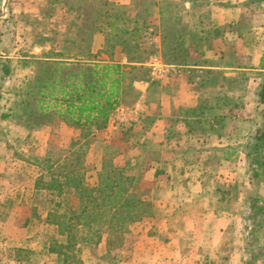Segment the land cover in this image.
Returning a JSON list of instances; mask_svg holds the SVG:
<instances>
[{
    "label": "crops",
    "instance_id": "0c3cea01",
    "mask_svg": "<svg viewBox=\"0 0 264 264\" xmlns=\"http://www.w3.org/2000/svg\"><path fill=\"white\" fill-rule=\"evenodd\" d=\"M33 1L35 0H23L22 4L24 7L32 8ZM84 1L89 4L96 0ZM114 1L103 0V5L107 6L106 10H109ZM182 2L183 13L177 17H182L180 22L186 25L183 42L179 48L176 45L171 46L169 52L182 49L185 52L182 65L183 77H174L171 83L166 85L162 84L163 80L155 82V87L159 91L165 87V91L170 92L168 101L171 99L169 103L170 108L173 109L167 116L160 113L155 119V126L162 127L163 129L160 130L164 133L168 129L172 134L168 139L166 137L161 139L158 145L163 150L155 155L153 189L156 200L153 217L129 226L124 233L107 234L101 241V245L105 244L103 249L105 256L95 257L93 261L91 260V264H232L233 262V253L225 258L219 257L217 253L229 236V228L238 214L233 207L234 202L228 200V196H225L228 212L224 213L218 198L219 192L227 191L230 185L243 183L245 187L249 186L248 189L251 186L250 178L244 169L246 157L243 152L245 144L262 128L264 121V104H260L257 97L264 85V24L253 27L243 24L244 13L239 11H241L240 7L249 3L248 0H183ZM257 2L264 5V0ZM52 3L57 4L58 1L52 0ZM81 3L83 1L75 0L72 6L76 9ZM116 3L119 6H126L129 5L130 0H116ZM162 3L163 0H155V23L149 24L155 25V46L161 52L164 48L160 28L164 15V11L161 10ZM4 4H6V14L4 16L0 14V20L9 17L10 21L12 4L0 0V10L3 9ZM203 8L210 10H206L208 11L206 14ZM176 10L179 12V9ZM28 11L32 12V10ZM187 12L194 14L189 15ZM24 13L26 15V12ZM71 17L78 26L80 21L90 22L94 16L79 17L77 14ZM109 20L116 21L111 17ZM136 20L137 18H134L132 22ZM100 28V31L92 30L85 35L89 39L82 55L79 54L81 48L79 45L84 41L79 39L78 30H72L69 40H64V35L69 36V29L65 27L59 30L57 35L55 34L57 37L55 45L49 44L52 41L48 35H39L23 58L24 100L31 101L33 93L39 88V92L46 95L44 97L48 104L54 100L48 97V92L51 90L56 94L58 90L51 89L53 86L48 84L51 81L64 80L62 73L68 75L77 72L79 66L83 64L88 66L108 63L119 64L123 70L121 102L117 108L122 107L128 67L138 68L142 64L131 60L117 47L112 50L115 56L106 52L108 49L105 48V42L109 32L105 31L104 27ZM144 33V30L141 31V36H144ZM13 36V30H7L4 34L3 28L0 29V117L3 114H10L8 109L1 108V103L4 100L5 86L15 73L13 60H16L14 54L17 49ZM58 38L62 44L60 47H58ZM68 42L71 44V55L68 54L70 49L65 48V43ZM159 54L156 55L161 57ZM3 64L8 71L4 76L1 68ZM136 84L137 82H134L133 85L139 93V98L145 96L148 89L141 92L136 88L138 86ZM223 100L227 102L225 105H222ZM207 101V105L212 109L205 112L201 118L202 124H196L195 118L189 117L193 115L183 116L188 121V125L175 122V119L181 118L178 108L194 109ZM148 106L147 102L146 109ZM54 110L50 108L48 113ZM163 117H166L167 126L159 125L163 123ZM214 119L224 120V129H220ZM200 125H204L206 133H200ZM210 128L213 131H209ZM23 131L29 133L25 128ZM41 133L49 137L45 128ZM8 144L9 141L0 135V213H6L4 217H0V228L5 230L24 227L23 237L29 238V241L34 229L46 231L44 226L46 216H41L39 221L31 218L33 206L30 200L33 197L32 192H35L33 184L36 178L32 176L33 173L22 174L13 169L16 159ZM183 148L185 152H178ZM190 151L199 153V158L194 157ZM230 153L231 156H228ZM210 161L218 166L216 171L208 170ZM21 164L24 165L19 167L29 170L34 168L31 163ZM94 164L99 170L101 160L94 161ZM182 209H186V212L180 215L178 220H169L172 214L179 213ZM3 237L0 239V264H35L34 262L54 264L52 256L36 258L32 254H26L22 260L18 256L5 255L3 251H8L6 247L9 239L7 236ZM33 239L34 242L37 241L35 237Z\"/></svg>",
    "mask_w": 264,
    "mask_h": 264
},
{
    "label": "rangeland",
    "instance_id": "374dc122",
    "mask_svg": "<svg viewBox=\"0 0 264 264\" xmlns=\"http://www.w3.org/2000/svg\"><path fill=\"white\" fill-rule=\"evenodd\" d=\"M56 1H58L57 4L52 3V0H35L32 2L33 7L27 8L30 6L24 7V5L22 4L23 0H6V2L12 4V6L10 5L12 15L10 17V21L9 17L0 20V29L3 28L4 34L7 30H13V40L17 49V52L14 54L16 60H13L15 73L14 76L9 80L8 85L5 86L3 97L4 100L1 103V108L5 110L8 109V111H10V118L0 121V135L4 136L9 141L8 146L9 148H12L11 150L13 151V155H15L16 161L14 162L13 169L17 172H21L22 174L33 173L32 176L35 178H37L40 174H43V176H45V182L49 181L50 174L55 175L58 171L60 172L61 168H63V165L59 163V167L56 166V168H54L52 172L46 173V171H43L47 166L45 164V160L49 159L51 162H57L59 160H71L68 155V150L70 148L69 145L72 140L75 139L74 134H77V136H79L80 132L73 133L75 130L73 127L61 121H58L53 116L40 117L39 115L35 114V102L32 98L31 101H26L30 102L29 104H31V108L30 106H28V111H26L25 109L23 93L24 71L21 63L24 61V56L27 55H25V53L27 51H30V45H32L33 47V43L37 40L38 36H41L42 34L48 35V38H50L52 41L49 44L55 45L57 43V37L55 36V34L59 30H63V28L65 27L69 29V36L65 37L64 35V40H69L71 38L72 30H78L80 33L79 39L83 40V38L87 33H89V31L95 29L93 28V26L104 27L105 31H108L110 33L111 29L107 26L111 21L109 19H105L103 17L102 19L104 20L99 23H92L82 20L77 26V23L73 22L71 17L72 15L76 16L77 14H79V17H85L86 15L93 17L99 12L100 14H102V16L104 13H110L111 16H113V18H115V20L117 21L115 29H117L118 32L122 29L132 32V35L130 37L125 36L122 33H119L118 35L121 38L130 40L128 44V50L132 52H130V55L132 56L133 61L142 64L138 68L128 67L129 69L126 72V90L122 100V107L124 109H130L131 107H133L137 103V100L139 98L138 91L134 89V82H145L148 80V72L144 67V64L148 61L149 57L161 52V50L159 51L156 48L157 46H155V25H149L155 23V0H130L129 5L126 6L117 5L115 0L113 5L110 6L109 10L107 9V11V6L103 5V0H96L95 2L89 4H87V2H85L84 0H81L83 1V3L76 7V9H74V6H72L73 1L75 2V0ZM56 1L53 0V2ZM182 1L183 0H163V3L161 5V10L164 11V15L160 22V28L164 48L159 55H161L163 60H166L165 62L167 63L170 62L167 61L168 55H166V53L172 49L171 46L176 45L179 48L181 47L183 42V35L186 25H183L180 22V19H182V17H177L179 14L183 13ZM248 2V4L243 3L244 6L240 7L241 11H239L241 13H244L243 24L248 25L249 27H253L254 25L258 24L263 25L264 5L258 3L257 0L256 2H254V0H248ZM94 6L96 8H94ZM176 9H179V12ZM203 9V12L206 14L208 12L206 10H210L205 8ZM27 10H32V12H27ZM24 12H26V15ZM0 14L1 16H4L6 14V4L3 5V9L1 8ZM187 14L190 15L194 13L187 12ZM36 15L37 17H34ZM132 15L134 18H137L135 22H132V20L134 19ZM143 30L145 31V35L141 36V31ZM133 31H135V33ZM58 39V47H60L62 46V44L60 38ZM108 39L110 43L105 45L106 50L110 49V46L112 45L116 46L119 49H122L124 47V45L118 44V41L116 39L112 37ZM86 46L87 43L85 41L80 42V55L84 54L83 52H85ZM65 48L70 49L68 54L71 55V44L69 42L65 43ZM163 50L166 52H164ZM185 55L186 54L185 52H183V49L181 51L178 50L176 52H173V56L174 58H176V62H173L172 64L181 67L180 71L175 75L163 80L162 84L166 85L169 82L171 83L172 78L174 77H183L184 68L182 67V65ZM111 56H115L114 51H111ZM62 75H66V73L64 72L62 73ZM152 84L153 85L149 86L144 99L142 100L144 112L145 110L150 111V113L152 114L151 117H155V119L156 116L160 113L164 114V116H167L169 111L173 109L170 108L171 104L169 102L171 101V99L170 101H168V95L170 92L167 93V91H165V87H163L164 89H161L159 91V89L155 87V84ZM180 86H182V84ZM168 90H170L169 87ZM147 102L149 106L146 109ZM29 112H31L34 116L32 117V119L26 117ZM140 116L141 114L139 115V117ZM112 117L110 119V123H108V132H110L111 130H116L120 125H129L136 123L133 122L128 124H118L112 121ZM162 119L163 123H159V125L163 124L162 126H167L166 117H163ZM25 126L28 128V134L27 132L23 131V127ZM43 128H45L47 133H49V137H47L46 134L41 133V130ZM161 128L162 127L150 125L147 131H138L139 134L136 137L132 138L130 143L126 145L127 148L130 147L131 149L126 153L125 159L129 160L134 168V170L131 171L129 175L133 180H137L139 182V186L146 191L148 196H152L153 193L155 194V189H153L155 186V166H153V164H155V155L160 154L163 150V148H161L158 143L161 142V139L166 135L163 130H160ZM100 140L101 134H97L94 138H87L84 140V150H88L87 154L91 153V155H93V162L99 159L101 160L102 158V147L104 145ZM78 142L82 143L83 141L78 140ZM178 152H185V148L179 150ZM190 152L194 157L199 158V153H194V151ZM23 162L31 163L34 166V168L31 169L32 172L29 169L19 167V165H24L21 164ZM217 167V165L213 164L212 161H210L208 170L213 172L216 171ZM246 168L247 165L245 163V172ZM246 174L249 177L247 172ZM231 186L233 188H231V194L228 195V200H232L234 202L233 207L237 210L238 216L235 221L233 220L231 228H229V236L225 240L224 244L219 248L217 255H219V257L222 256V258H225L226 256L232 255L233 253L232 264H264V253L261 255H256L258 252H264V215L262 214L261 217L258 218L259 229L257 231V240H254L249 236V222L247 218L248 208L252 204V200L254 198H258V200H260L258 204L259 207L264 206V182H251L250 189H248L249 186L245 187L243 183H236ZM32 194L33 197L30 200V204L37 210L38 216V218L32 219L35 221H39L41 216H46L47 214L45 209V200H48L49 196L47 194L46 197L45 191L37 193L32 192ZM150 202L152 204V208L150 213L151 216L149 218L153 217L154 214L155 198L154 200L150 198ZM219 204L221 205L220 207L223 208V212L227 213V202ZM185 210L186 209H182L179 213L172 214V216L169 217V220H178L180 215L186 212ZM4 215H6V213H0V217H4ZM128 228L129 226L125 231L120 233L126 232ZM23 229L24 227H17L15 229L8 228L5 230L0 228V239H3V236H7V238L9 239L8 245L6 247L8 251H3L5 255L18 256L22 260H24L23 257H25L24 255L26 254H32L36 256V258H43V256H39V251L41 250V244L44 242V237L46 234L45 231L41 232L39 231V228L38 230L34 229L33 233L30 235L31 240L28 241L29 238L24 239L23 237ZM107 234H105L104 238ZM51 235L53 236L54 233H52ZM32 236H34L37 241L35 240L34 242V237ZM37 237H39L40 239H38ZM103 249H105V244L101 245V243L96 247L90 246L83 249L82 259L85 260V264H91V260L93 261L95 257H104L105 255H103ZM44 257L49 258L51 256L46 255ZM34 263L37 264V262Z\"/></svg>",
    "mask_w": 264,
    "mask_h": 264
},
{
    "label": "trees",
    "instance_id": "16d2710c",
    "mask_svg": "<svg viewBox=\"0 0 264 264\" xmlns=\"http://www.w3.org/2000/svg\"><path fill=\"white\" fill-rule=\"evenodd\" d=\"M103 17L113 18L110 13H104L102 16L99 12L90 22L99 23ZM116 23V21L110 22L108 27L112 31L107 35L105 43H110L108 39L110 37L116 39L118 44L124 45L121 50L133 60L131 51L128 50L130 40L118 35L122 33L130 37L132 32L125 29L118 32L115 29ZM93 28L96 32L101 30L100 27L93 26ZM86 37L83 41L88 42L89 38ZM115 47L110 46L106 52L111 53ZM168 52L166 53L167 61L176 62L173 52ZM21 64L23 65L24 61ZM1 68L3 76L7 75L6 66L3 64ZM123 77V70L119 64L105 63L88 66L83 64L79 66V71L64 75V80L51 81L48 84L53 86L51 89H58L56 94L51 90L48 92V97L54 98L52 102L46 104V95L41 94L39 88L33 93L35 114L40 117L53 116L58 121L73 127L75 129L73 133L80 132L79 136L74 134L75 139L69 145L68 155L71 160L57 162L45 160L47 166L43 171L52 172L61 163L63 168L60 172L58 171L55 175L50 174L48 182H45L43 174L34 181L35 193L42 190L46 192V197L47 194L49 196L48 200H45L46 234L39 256L54 257V264H85L82 259L83 249L98 246L107 233L123 232L131 224L151 216L150 198L156 200V195L153 193L152 196H148L139 186V182L130 177L129 173L134 168L125 156L131 149L126 145L139 134L138 131L145 132L150 125H155V117H151L150 111L145 110L136 123L120 125L116 130L107 131L108 123L121 102ZM257 97L258 102L264 104V85ZM29 103L24 100L26 111L30 106ZM226 103L225 100L222 101V105ZM207 104L208 101L194 109L178 108L181 118L175 119V122L188 125V121L183 116L193 115L189 117H194L196 124H202L201 118L207 110L212 109ZM50 108L55 110L48 113ZM8 117L9 115L3 114L0 119L5 120ZM26 117L32 119L34 116L29 112ZM214 121L220 129H224V120L214 119ZM203 127L204 125H200V133L207 132ZM23 128L28 130L26 126ZM209 131L213 130L210 128ZM97 134H101L100 141L104 145L99 170L95 167L93 155L87 154L88 150H84V140L94 138ZM165 134L164 137L168 139L172 132L167 129ZM243 153L246 157V172L250 181L264 182V121L262 128L245 144ZM228 156H231V153ZM231 188L233 187L230 185L227 191L219 192V203L225 202V196L231 194ZM259 201L258 198H254L247 211L249 236L254 240L258 239V218L264 215V206L259 207ZM31 218H38L35 208ZM52 233H54L53 236ZM263 253L261 251L256 255Z\"/></svg>",
    "mask_w": 264,
    "mask_h": 264
},
{
    "label": "built area",
    "instance_id": "2783aa9c",
    "mask_svg": "<svg viewBox=\"0 0 264 264\" xmlns=\"http://www.w3.org/2000/svg\"><path fill=\"white\" fill-rule=\"evenodd\" d=\"M144 66L148 72V80L145 82H137L136 84L138 85L136 88L141 92H145L142 90H147L152 83L160 82L180 71V67L164 62V60L157 55L149 57ZM143 99L144 95H142L139 98V102L130 109H124L123 107L117 108L112 117V121L118 124L137 122L139 115L144 112Z\"/></svg>",
    "mask_w": 264,
    "mask_h": 264
}]
</instances>
